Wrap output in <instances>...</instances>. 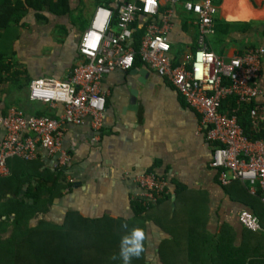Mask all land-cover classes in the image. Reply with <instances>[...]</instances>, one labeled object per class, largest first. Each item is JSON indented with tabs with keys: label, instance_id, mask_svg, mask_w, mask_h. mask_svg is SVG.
I'll return each mask as SVG.
<instances>
[{
	"label": "crops",
	"instance_id": "1",
	"mask_svg": "<svg viewBox=\"0 0 264 264\" xmlns=\"http://www.w3.org/2000/svg\"><path fill=\"white\" fill-rule=\"evenodd\" d=\"M2 2L0 0V4ZM69 2L72 12L66 16L44 13V19H36L30 11L20 25L2 30L0 55L15 53L17 60L36 66V72H31V80L38 76L69 77L74 66L84 61L83 37L90 29L98 0ZM159 2L161 13L170 8L168 0ZM218 5L217 19L229 24L251 25L247 31L231 28L226 35L219 34L211 47L213 52L228 58L250 47L264 46V0H221ZM113 7L116 8L114 4ZM174 9L166 37L171 56L175 62H180L192 56L199 47L198 26L183 5H176ZM158 20L159 17L153 21ZM138 22L143 25L147 21L140 19ZM214 38L215 35L209 41ZM93 43L91 37L89 46ZM29 85L20 88L24 104L7 105L2 101L0 113L14 105L27 113L43 111L44 115L57 117L58 108L30 98ZM259 86L262 93L255 104L264 123V56ZM100 89L105 93L106 109L100 137L95 141L92 139L88 118L81 125L66 128L62 147L70 155L71 165L64 177L70 185L61 198L53 201L47 219L61 223L71 212L91 219L105 216L131 219L135 216L133 202L142 191L136 178L155 171L168 180L167 195L172 201V209L167 213V206L163 209L161 223L164 228L156 225L154 219L147 224V264H161L159 248L171 239L173 231L166 216L168 214L170 218L176 207L178 219L192 218L191 224L203 238L216 239L224 226L230 228L228 238L231 233L235 235V240H197L193 254L195 264H211L213 250L218 244L223 252L241 246L243 228L237 215L243 209L253 213L251 204L254 202L240 182L227 187L218 184V172L210 165L213 146L201 129V114L185 102L166 78H161L141 62H135L128 71L114 70L107 74L101 80ZM5 96L11 99L14 94L10 90L6 95L0 94L2 99ZM54 163V158L43 152L31 162L10 158L9 174L0 176V198L26 199L29 187L35 182L30 176L54 172ZM18 183L21 189H18ZM180 189L181 202L176 206ZM257 207L260 208V203ZM257 253V264H264V242L261 240ZM169 257L170 254L166 256ZM243 258L240 256V261ZM229 261L222 259L223 264H229Z\"/></svg>",
	"mask_w": 264,
	"mask_h": 264
},
{
	"label": "built area",
	"instance_id": "2",
	"mask_svg": "<svg viewBox=\"0 0 264 264\" xmlns=\"http://www.w3.org/2000/svg\"><path fill=\"white\" fill-rule=\"evenodd\" d=\"M98 1L101 4L83 37L84 61L74 66L66 79L38 76L30 82V98L58 108V116L31 114L14 105L0 113V176L9 174L10 158L31 162L40 152L54 158V170L65 176L71 165V157L62 147L66 128L81 125L88 118L92 139L98 140L106 112L101 80L114 70H130L138 56L201 114V129L213 146L210 165L218 172V184L226 187L240 182L251 195L259 192L264 205V138L249 139L238 120L240 109L247 108L254 127L263 121L255 100L262 93L259 79L264 46L250 47L228 58L210 50L208 40L215 35L219 15L217 0H168L170 8L162 13L159 0H114L118 9L116 27H112L113 13L105 5L107 0ZM176 5H183L198 26L199 47L180 62L171 56L166 37ZM140 19L147 22L136 52L134 25ZM91 37L97 41L94 47L89 46ZM229 97H234L235 105L223 108V101ZM136 181L142 190L136 200L146 210L156 207L169 192L168 180L155 171L138 176ZM237 221L243 229L262 230L258 217L246 209L239 211Z\"/></svg>",
	"mask_w": 264,
	"mask_h": 264
},
{
	"label": "trees",
	"instance_id": "3",
	"mask_svg": "<svg viewBox=\"0 0 264 264\" xmlns=\"http://www.w3.org/2000/svg\"><path fill=\"white\" fill-rule=\"evenodd\" d=\"M253 2V0H251ZM221 3V0H217ZM101 2L98 1V5ZM114 0H107L105 5L113 13L112 27L118 23V9L113 7ZM34 12L36 19H44V13L62 17L72 12L69 0H3L0 4V32L11 25H20L21 21L30 12ZM251 23L229 24L221 19L216 20L215 38L208 40L211 50L219 34L226 35L231 28H240L247 31ZM134 27L136 34L133 39V48L137 52L145 31L144 24L137 22ZM84 31V30H82ZM0 84L12 80L8 56L0 55ZM140 62L135 56L134 63ZM15 74L18 71H14ZM30 80L19 84V88L30 84ZM223 108L235 105L234 97H229L222 103ZM10 107V106H9ZM5 108L3 113L9 108ZM36 114H43L38 111ZM248 109L241 108L238 120L244 134L251 140L264 138V123L254 127L248 117ZM23 162V161H20ZM34 184L29 187L26 199L14 197L3 200L0 198V264H122L119 258L121 237L130 233L133 228H143L147 237V224L151 219L161 228L163 209L166 213L172 209V201L168 195L159 200L156 207L148 210L140 201L133 202L135 216L131 219H114L108 216L102 218H86L78 213H67L61 223L47 219V214L55 199L63 195L70 184L66 182L61 171L40 172L30 176ZM25 182V181H24ZM19 184V183H18ZM227 187V186H226ZM21 189V185H18ZM181 189L177 192L174 204L181 202ZM260 193L251 195V208L259 219L262 231L252 232L242 230L241 246L223 252L219 247L213 250L211 264H223L222 259H230L229 264H257V245L264 242V205L260 202ZM260 203V208L257 204ZM175 206V207H176ZM178 210V208L176 207ZM177 210L172 212L170 228L173 229L171 239L164 241L159 248L161 264H195L193 258L195 242L197 240H235V235L227 232L230 228L224 226L222 233L216 239L203 238L190 221L192 218L178 219ZM155 216L159 217L156 218ZM127 225L124 228L123 225ZM166 230V226H165ZM147 240V238H146ZM146 240L144 242L146 251ZM196 246V245H195ZM145 251L139 258H133L131 264H147ZM170 254L169 258H166ZM113 256L117 258L112 259ZM240 256L244 258L240 261ZM228 262L224 263L227 264Z\"/></svg>",
	"mask_w": 264,
	"mask_h": 264
},
{
	"label": "rangeland",
	"instance_id": "4",
	"mask_svg": "<svg viewBox=\"0 0 264 264\" xmlns=\"http://www.w3.org/2000/svg\"><path fill=\"white\" fill-rule=\"evenodd\" d=\"M0 61H1V56H0ZM6 61L10 63L9 70L10 73H12L13 78L12 80L0 84V94L3 92V94L6 95L10 90L12 94H14V97L10 99L9 96L8 97L5 96V98H3L4 100L0 97V103L2 101H5V104L7 105L8 104L22 105L24 104V95L22 94L23 91H21V89L19 88V84L31 80L32 78L31 72L32 73L36 72V66L32 67L30 63L17 60L15 53L8 56V58H6ZM14 71H18V73L15 74Z\"/></svg>",
	"mask_w": 264,
	"mask_h": 264
},
{
	"label": "clouds",
	"instance_id": "5",
	"mask_svg": "<svg viewBox=\"0 0 264 264\" xmlns=\"http://www.w3.org/2000/svg\"><path fill=\"white\" fill-rule=\"evenodd\" d=\"M124 228L128 226L123 225ZM146 233L143 228H133L130 233L121 237L119 258L122 264H131L133 258H139L145 251ZM117 257L113 256L115 260Z\"/></svg>",
	"mask_w": 264,
	"mask_h": 264
},
{
	"label": "snow or ice",
	"instance_id": "6",
	"mask_svg": "<svg viewBox=\"0 0 264 264\" xmlns=\"http://www.w3.org/2000/svg\"><path fill=\"white\" fill-rule=\"evenodd\" d=\"M92 46H93V47L95 46L94 43L92 44Z\"/></svg>",
	"mask_w": 264,
	"mask_h": 264
},
{
	"label": "bare ground",
	"instance_id": "7",
	"mask_svg": "<svg viewBox=\"0 0 264 264\" xmlns=\"http://www.w3.org/2000/svg\"><path fill=\"white\" fill-rule=\"evenodd\" d=\"M94 43L96 44V41H95ZM95 44H94V45H95Z\"/></svg>",
	"mask_w": 264,
	"mask_h": 264
}]
</instances>
